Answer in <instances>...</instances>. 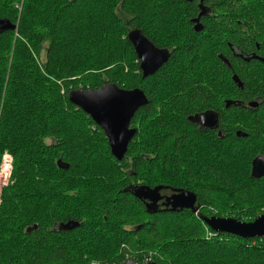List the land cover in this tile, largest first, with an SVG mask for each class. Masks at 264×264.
I'll list each match as a JSON object with an SVG mask.
<instances>
[{"label": "trees", "instance_id": "1", "mask_svg": "<svg viewBox=\"0 0 264 264\" xmlns=\"http://www.w3.org/2000/svg\"><path fill=\"white\" fill-rule=\"evenodd\" d=\"M200 5L199 0H0V19L18 25L13 30H0V155L10 151L15 157L11 174L14 183L8 187L9 190L5 188L0 206V228L4 223L9 225L10 221L17 219L18 215L14 211L19 206L28 210L31 207L29 204H41L44 199L38 191L50 186L47 182L51 177L60 180L63 177L58 173L72 172L83 165L90 167L93 163L108 170L114 167L121 174L123 172L130 184L140 181L141 172L149 164L156 166L163 156L164 167L169 166L171 172L190 178L198 193L188 189L187 182L175 180L159 185L176 192H194L199 205L198 212L190 209H161L150 213L146 204L128 190H115L110 186L107 189L94 180L82 183L81 179L74 181L70 177L68 181L73 185L68 190L78 191L75 201L89 207L71 209V203L67 210L61 207V211L69 212L64 216L49 215L46 210L40 220L37 217L34 222H29L37 225V228L31 232L26 229L24 234V228L18 230L15 227L10 232L0 229V239L6 245L12 244L15 235L21 243L27 239L31 241L29 249L20 254L22 259L0 264H74L77 259L67 246L64 243H52L48 238L54 234L76 232L85 223L81 216L86 218L88 215L100 216L102 213L111 221L119 216L126 226L134 227L119 243L120 253L116 260L103 264H124L128 260L125 254L140 264L149 260L157 264H173V254L178 252L197 253L195 264H264V238H243L215 232L199 216V213L206 216L215 214L207 212L199 204L201 195L208 203L214 204V193L222 189L237 191L242 201L246 200L250 189L253 192H264V177L251 176L252 160L264 154V101L259 108L248 112L258 113L254 119L236 125V130L246 133V136H238L237 131L231 129L232 126L224 120L221 122L223 136H216L217 140L196 133L187 116L197 110L213 107L208 101L207 91L218 89L217 85H213V82L218 81V71L210 66L213 74H208L205 85H198L186 73L189 71L187 68L181 75L178 92L168 99L166 115L158 119L165 132L156 135L153 142L146 138L148 135L151 137V114L161 96H156L155 80L158 75L162 77V72L166 71L179 49L178 46L176 50L172 48L176 44L174 40L189 44L186 50L182 47L181 52L184 54L177 62L181 63L185 59V62L191 60V63H195L197 59L193 57H198L206 49L205 45L211 44L208 47L212 48L213 57H216L219 73H226L230 78V70L233 69V73H237L243 80L244 88L241 89L233 83L232 78L229 79L234 85L236 98L250 100L256 99L255 96H264V72L260 71L264 68V61L255 58L245 60L239 55H233L229 47L235 46L237 53L244 57L255 54L264 59V0H205V14L200 17L203 29L197 32L192 29L193 18L201 13ZM176 6L183 9L182 19L192 28L182 32L183 35L170 32L165 36L163 32V39L168 41H162L161 36L159 39L149 29L156 22L155 18L161 24ZM103 10L105 16H88V13L99 14ZM224 11L235 12V16L220 15ZM41 27L47 30L43 31ZM132 29H141L155 46H168L171 49L170 59L159 73L150 77L138 76L137 80H134V75L127 78L126 65L133 69L130 60L132 55H136L128 38ZM44 41L49 42L48 46H43ZM97 46L106 47L96 49ZM119 46H127V52L122 50L120 53ZM218 54L231 61V68ZM123 80L126 84H120ZM105 82L118 83L128 89L141 86L148 97L146 105L139 108L131 120L132 126H137L139 130L122 160L110 154L107 137L91 116L69 99L70 92L79 89L80 85L82 89L98 88ZM158 84L164 85L165 82ZM229 97L232 95L225 99ZM176 109L179 110L178 114ZM234 110L240 108H223L224 115ZM142 114L143 119L142 122L139 120V124L137 120ZM145 118L148 126L143 125ZM193 136L204 139L207 146L196 148L197 151L187 149L195 141ZM231 138H235L237 143H230ZM48 140L52 142L48 143ZM252 146L256 148L252 149ZM238 154H244L247 158L246 170L241 178L232 176L236 166L232 163L234 161L229 160ZM58 160L68 163L69 168H60ZM202 163L206 164L202 174H198L195 170L198 171V165ZM148 186L155 187L150 184ZM253 186L257 190L249 188ZM66 197L58 202H66ZM55 198L56 195H53L50 201L45 202L53 204L57 201ZM256 199L259 205L264 206L263 197L257 196ZM134 203L137 204V213L130 211ZM256 207L248 216L244 213L224 212L215 215L252 221L264 213V207ZM40 213H44V209ZM166 216L168 219L165 220ZM68 219L79 222L80 226L73 230L59 231L57 224L61 221L66 223ZM189 219H193V226L187 229L183 221ZM170 221L174 226L172 232L167 230V222ZM115 224L116 229L121 227ZM208 233H211V238H207ZM89 239L85 241V246L91 244ZM152 252H155L153 258ZM222 253H226L227 258L220 262ZM207 254H210L209 260L212 262L202 261ZM0 257L5 258L1 251Z\"/></svg>", "mask_w": 264, "mask_h": 264}, {"label": "rangeland", "instance_id": "2", "mask_svg": "<svg viewBox=\"0 0 264 264\" xmlns=\"http://www.w3.org/2000/svg\"><path fill=\"white\" fill-rule=\"evenodd\" d=\"M234 13L232 11L231 12L224 11L220 15H223V14L234 15ZM88 16L90 17L91 16H95V17L105 16V11L103 10L99 14L88 13ZM182 17H184L183 9L180 6H176L175 10L172 9L170 14L167 15L165 19H163L161 24L155 18L156 22L154 24L152 23L149 31L152 34H156L159 37V39L161 36L160 40L168 41L167 39H163L164 37L163 32H165V36H167L170 32H173V33L176 32V34L177 33L182 34V32H188V30L192 28L186 23V20L182 19ZM228 19L230 22H232L230 17ZM213 20L215 22H219V21L220 23L222 22L221 20H218V21L216 19H213ZM237 21H240V19H237ZM41 28L43 31L47 30L44 27H41ZM192 29H194V26ZM158 30L160 34L158 33ZM174 41L176 42V44H173L174 46H172V48L174 49L178 46L179 49L178 50L175 49L176 54L174 55L171 62L169 63L166 71L162 72V77L158 75V78H157L158 80L157 79L155 80L156 96L158 95H161V96L157 103L159 106L158 105L155 106V110L151 114L153 128H152V132H150L151 137L149 138V135L146 137L147 139H150L151 142L155 140L156 135L163 134L165 132L164 129H162L161 125L159 124L158 119L166 115V107H167L168 99L169 97H171L172 95L178 92L179 86H180L181 75L183 74V72L187 70V68L189 70L188 72H186L188 76L192 77L193 81L196 84L204 85L206 84V80H207L206 77L208 76V74H213V72L210 71V66H212L214 69H216V71H218V78H217L218 81L213 82L214 86L216 85L218 86V89H216L215 92L217 94L220 93L219 96L225 99L226 96L232 94V92L234 91V85H233L234 82L231 83L229 81L231 77L229 78V76L226 73H219L220 68L219 69L217 68L216 57H213L212 48L208 47V46H211V44H206L205 45L207 46L206 49L202 51L201 54H198V57H196V55L193 57L197 59L195 63L194 61L191 63V60H188V62H185L186 61L185 59L183 60V62L179 63L177 61H180V59H182L183 54H184L181 52L182 47H184L186 50L189 44L188 43L183 44L182 42L176 41V40ZM48 44H49L48 41L43 42L44 47L48 46ZM103 47H106V46H97L96 49L103 48ZM119 47H120V53L122 50L123 52L124 51L127 52V46H119ZM42 55L43 57L45 56V49L42 50ZM131 57L132 59L130 61H132L131 66L133 67V69H131L128 65H126L125 72L128 73L126 74L128 76L127 78H129L130 75H134V78H135L134 80H137L139 76L138 68H136L138 67L137 56L135 55L134 57L132 55ZM130 70H132L133 72ZM260 71L264 72V68L263 70L260 69ZM117 82L120 83L119 81ZM160 82L162 83L165 82V84L164 85L161 84L162 86L160 85L161 86L160 87L158 84ZM120 84H126V83L123 80L121 81ZM79 88L82 89V85H80ZM220 90L222 93L220 92ZM176 110L178 114L179 110L178 109ZM228 114L229 115H228L227 123H229V125L231 126H234V125L236 126L238 124H242L243 122H249L250 120L254 119L258 113L241 115V114H237V110H234V112L231 111ZM142 119H143V114L142 116L138 118L137 123H139V120L142 122ZM139 124L137 125L139 126ZM143 125L148 126V121L146 120V118H145V123ZM239 126L243 127V125H239ZM144 129H147V127ZM196 137L197 136H193V139H195V141L191 142V144L187 146V149L191 148L192 150H195L196 148H200L201 146H207V144H205L204 142V139L200 137L198 138ZM51 142L52 140H48V143H51ZM229 142L237 143V140L235 138H231ZM254 146H252V149L256 148ZM9 152L10 151H8V153ZM9 154H11L13 159H15L14 155L11 152ZM229 160L234 161L232 163H234L236 166L235 169L233 170L232 176L237 175L239 176V178L243 177L245 170H246L245 163L247 162V158L244 156V154H238L236 156H231ZM162 161H163V156L158 160V163L156 164V166L152 167L149 164L148 167L145 168V171L141 172L140 177H139L140 181H138L137 184H147V185L150 184L154 186V185L161 184V183L163 184L166 181L174 182L176 180L181 183L187 182L188 189H191L198 193L195 183L192 182L190 178H186L184 174L171 172L169 169V166L165 168L164 165L162 164ZM205 164L206 163H202L201 165L199 164L198 166L200 168L198 169V171H196L194 168L195 172H197L198 174H202V169H203V166H205ZM239 171L241 173L237 174L239 173ZM58 174L61 175L63 179L58 180L57 178L51 177V180L47 182V185H50V186H46L42 188L41 191L40 190L38 191L39 193H41L42 198L44 199V200H41L42 202L41 204H39V202L34 203L35 205L29 204L31 207L28 210H25L23 209L24 207L19 206L17 210L14 211V214L18 215L17 219L10 221L9 225L7 223H4V226L1 227L0 229L2 231L7 230L6 232H10L13 229H15V227L18 230H20L21 228H24L22 229V234H24L26 232V229H27V232H31L32 230L36 229L34 227L35 224L29 223V222H34V220L37 217H39V220H40V216L45 215L46 210L49 215L57 214L59 216H64L67 213L69 214V212L66 213L65 211H61L63 210L62 208L65 207V210H67V206H69L71 203H72L71 209L72 208L82 209L85 207H89L85 204H82V202L75 201L76 194L78 193V191L68 190V189H71L69 187L73 185L71 181H68L70 180L69 179L70 177L74 178L73 179L74 181H78L81 179L80 181L82 183L83 181L85 182L86 180L87 181L94 180L95 183L103 184V186H105L107 189L110 186L115 190L121 189L123 191H127L126 186L129 184L128 183L129 178L125 177L123 172L121 174L120 172L115 170L114 167H110V170L105 169L98 163H93L90 165V167L83 165L78 170H73L72 172H68V173L64 172V173H58ZM66 174H68L67 178H66ZM87 178H90V179H87ZM13 183H14V180L12 179V177L7 181L0 180V206L2 205L3 195L6 191L5 188L9 190L8 187H10V185H12ZM53 184H58V185H53ZM246 187H248V184L246 185ZM249 188H252L253 190H257L256 186L249 187ZM53 195H56L55 199L57 201L53 204L46 203L45 200L50 201V198L53 197ZM71 196H74V197L71 199ZM257 196L264 198V192L262 191L253 192L250 189L249 193L246 195V200L244 199V201H247V202H244L238 196L237 191H226L222 189L221 191L214 193L213 195L214 204L208 203V200L204 198L203 195L200 196L201 202L199 204L202 205V208H204L207 212L208 211L214 212L215 214L218 212H224L227 214L244 213L246 216H248L249 213L253 212L256 208H258L256 207V205L259 206V208L264 207V206L259 205V203L257 202V199H256ZM65 197L67 200L66 202L64 203L58 202L59 200ZM57 208H59V210H57ZM42 209H44V213H40ZM130 211L133 213H137L138 211L137 204L135 203L132 204L130 206ZM215 214L213 215L212 213L213 216H216ZM106 216L107 215H105L104 213H102L100 216L88 215L86 216V218L83 215L81 217L83 218L85 223H83L84 225L80 230L76 232L54 234L51 237H49L48 240L52 243L54 242L64 243L67 246V248L75 255L77 259L74 262V264H103V262L110 263V260L114 262V259L116 260V257L119 256V253H120L119 243L122 241L123 236L130 233L131 230L134 229V227L126 226L125 223H123V220L121 219V217L119 216L113 219L115 221L108 220ZM196 216L198 215L196 214ZM166 219H168V216L165 217V220ZM192 222H193V219L184 220L183 224L188 229V228H192L193 226ZM115 223H118L121 227L116 229L117 227ZM167 230L170 232L174 231V226L172 224V221L167 222ZM59 231H65V230H59ZM87 237L91 238L89 240L92 241L89 246H85L86 244L85 241H87L88 239ZM211 237H212L211 233H208L207 238H211ZM30 243L31 241H29V239L21 243L17 235H15L14 241L12 242L11 245L4 244L2 239H0V251L3 254H5V258H6L5 259L4 257H0V263H7V262L13 263V261L16 259H22L23 256L20 254H23L26 249H29ZM154 254L155 252L154 253L152 252L151 254L152 258L154 257ZM173 255L174 256L176 255L175 258L173 256V259H174L173 264H195L196 258H197V253H194V252H188V253L185 252L182 254L178 252ZM209 256L210 254H207L206 256H204L202 261L212 262L209 260ZM220 256H221V258H219L220 262L221 260L227 258L226 253H222ZM124 257L125 259H128V260L131 259L129 254H125Z\"/></svg>", "mask_w": 264, "mask_h": 264}, {"label": "water", "instance_id": "3", "mask_svg": "<svg viewBox=\"0 0 264 264\" xmlns=\"http://www.w3.org/2000/svg\"><path fill=\"white\" fill-rule=\"evenodd\" d=\"M193 1V0H187ZM200 1L201 13L198 17L193 19L195 31L203 29V24L200 22V17L205 14V7L203 5L205 0ZM17 25L10 23L8 20L0 19V30L16 29ZM128 38L133 44L134 50L143 62L141 68L144 72V77L154 74L170 57V52L167 49L157 48L142 32L141 29H132L128 33ZM245 60L251 58H263L253 55L251 57H244L238 54ZM220 58L227 64L229 60L220 56ZM232 80L240 88H244V83L237 73L232 75ZM70 101L78 108L87 113L94 122L105 133L111 154L118 160H122L128 150V146L137 133L136 127L132 126L131 120L136 111L145 105L148 101L145 92L141 88H124L118 83L107 82L98 88L74 89L69 94ZM235 101H227L226 106L230 107ZM240 104V103H238ZM250 106L256 107L259 105L257 100L249 103ZM194 120L199 121L209 128L218 127V115L213 111H207L201 115L194 116ZM237 135L246 136V133L237 131ZM57 164L60 168L68 169L69 164L58 160ZM251 176L253 178L264 177V154L257 155L252 160ZM133 186V185H132ZM163 186L150 187L146 185L133 186L132 194L146 204L147 210L150 213L157 212L159 205L157 204L161 198L160 191ZM164 206L170 211L178 209H190L194 212L198 211L196 206L197 196L194 192L188 190H178V192L167 196ZM199 216L205 220L207 225L215 232L234 234L243 238L261 237L264 238V213L257 216L252 221L239 220L234 217L221 216H206L199 213ZM80 226L79 222L70 220L62 222L59 225V230H72ZM37 228V225L34 226ZM124 264H140L137 261L130 259ZM145 264H157L153 260H149Z\"/></svg>", "mask_w": 264, "mask_h": 264}, {"label": "flooded vegetation", "instance_id": "4", "mask_svg": "<svg viewBox=\"0 0 264 264\" xmlns=\"http://www.w3.org/2000/svg\"><path fill=\"white\" fill-rule=\"evenodd\" d=\"M157 48H159V49H167L169 52H171V49L168 47V46H156ZM230 48H231V50H232V53H233V55H238L239 53H237V49H236V47L235 46H232V45H230L229 46ZM258 48L260 47V46H257ZM175 49V48H174ZM136 53V52H135ZM171 55V54H170ZM219 55V58H220V56H221V54H218ZM136 56H137V64H138V75H139V77H141V76H143L144 77V72H143V69L141 68V64H142V62H143V60H142V58L141 57H139L138 56V54H136ZM169 59H170V57H169ZM169 59H168V61H169ZM221 59V58H220ZM222 60V59H221ZM229 60V59H228ZM167 61V62H168ZM167 62H165L154 74H152V75H149V77L150 76H153V75H155L156 73H159V71H161V68L167 63ZM229 62H230V64H228V66L231 68V61L229 60ZM231 72H232V75L234 74L233 73V69H231L230 70ZM232 75H231V78H232ZM241 79V78H240ZM242 80V79H241ZM243 81V80H242ZM234 82V81H233ZM234 84L235 85H237L235 82H234ZM205 85V84H204ZM238 86V85H237ZM138 88H141L144 92H145V90L141 87V86H138ZM241 89H243V88H241ZM207 92H209L208 93V101H210L209 103H211V106H213V107H210V108H205V109H202V110H197V111H195L194 113H191V114H189L188 116H187V119L189 120V122H190V125L193 127V129L194 130H196V133H202V134H205V135H208L211 139H213V140H217L216 139V136H218V137H222L223 136V134H222V127H221V122H222V120H224V121H226L227 122V120H228V113L229 112H227L225 115H224V112H223V108H225V109H229V108H232V107H236V108H240V110H237V114H241V115H245V114H251V113H248V112H252L251 110H256L257 108H259L260 107V104L262 103V101H264V96L262 97V96H255V98L256 99H254V98H252V99H250V100H247V99H243V98H236V92L235 91H233L232 92V97H229V98H226V99H224L223 100V98L221 97V96H219V94H217L215 91H212V90H208ZM146 94V93H145ZM147 96V95H146ZM147 99H148V97H147ZM229 100H231V101H235L236 103H233V104H231L230 105V107H227L226 106V103H227V101H229ZM255 100H257L258 102H259V105L258 106H256V107H252V106H250L249 105V103L250 102H252V101H255ZM148 102V101H147ZM238 103H240V104H238ZM146 105V104H145ZM145 105H143V106H145ZM158 105V104H157ZM142 106V107H143ZM159 106V105H158ZM142 107H140V108H142ZM207 111H213L214 113H216L217 115H218V127H216V128H209V126H207V125H203L202 123H200L199 121H195L194 120V116H196V115H201V114H203V113H205V112H207ZM234 112V111H233ZM134 126V125H133ZM135 127V126H134ZM236 128H237V126H232L231 127V129H234V130H236ZM136 129H137V131L139 130L138 129V127L136 126ZM236 131H238V130H236ZM235 131V132H236ZM195 133V134H196ZM232 131H231V133H230V136H232ZM196 135H199V134H196ZM108 140V139H107ZM137 186V185H143V184H137V183H134V182H132V183H130L129 185H127L126 186V189L127 190H129V192L132 194V192H131V190L133 189V186ZM147 185V184H146ZM163 185V184H162ZM162 185H159V184H157V185H154L155 187L156 186H162ZM154 188V187H153ZM176 192V190H174V189H171V188H168V187H166V186H163V189L160 191V194H161V198L159 199V201H158V205H159V210H161V209H169V208H167L166 206H164L162 203H164L165 201H167L166 200V197L167 196H170V195H172V194H174ZM134 196V195H133ZM196 206H199L198 205V202H196ZM64 221V220H63ZM66 222H68L69 221V219L68 220H65ZM61 223H62V221H61ZM60 222H59V224H57V228H59V225L61 224Z\"/></svg>", "mask_w": 264, "mask_h": 264}, {"label": "built area", "instance_id": "5", "mask_svg": "<svg viewBox=\"0 0 264 264\" xmlns=\"http://www.w3.org/2000/svg\"><path fill=\"white\" fill-rule=\"evenodd\" d=\"M14 159L11 154L5 152L0 155V180L7 181L10 179L13 171Z\"/></svg>", "mask_w": 264, "mask_h": 264}]
</instances>
